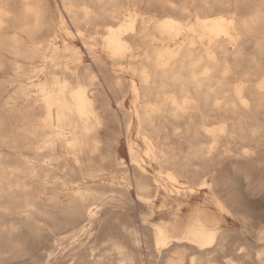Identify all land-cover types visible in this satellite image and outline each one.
<instances>
[{
	"label": "bare ground",
	"instance_id": "1",
	"mask_svg": "<svg viewBox=\"0 0 264 264\" xmlns=\"http://www.w3.org/2000/svg\"><path fill=\"white\" fill-rule=\"evenodd\" d=\"M263 112L264 0H0V263L24 253L20 238L50 249L114 207L147 221L175 202L150 222L153 248L165 264L187 249L189 264H212L219 217H237L216 165L264 145ZM198 188L217 213L196 209L179 226Z\"/></svg>",
	"mask_w": 264,
	"mask_h": 264
},
{
	"label": "rangeland",
	"instance_id": "2",
	"mask_svg": "<svg viewBox=\"0 0 264 264\" xmlns=\"http://www.w3.org/2000/svg\"><path fill=\"white\" fill-rule=\"evenodd\" d=\"M213 10L215 12H218L222 9L218 7H214ZM237 11L239 14H242V15L245 13V10L242 7L237 8ZM257 119H258V125L261 127H264V114L262 113L257 114ZM262 140L264 141V137ZM246 146L248 147V149L250 148L252 149V150L250 149L251 152L248 155H244V156L241 155L242 156L241 157L240 155L235 154L231 157L229 156L224 157L216 165V169L214 171L216 179L218 180L220 187H221V191H222L221 193H222L223 199L226 201L229 209L237 213L236 214L237 217L236 216L232 217L228 215L224 217H219L220 214H218V217L220 219V224H221L220 230L223 231L227 242L226 241L224 242L222 251L216 252L211 256L210 261L212 264H214L213 262L218 263V264H236L235 262L237 263L242 262L241 264H264V262L261 259L257 261L258 258L256 256V252H258L256 250H261V249L264 250V232H263L264 230H262L264 229V225H263L264 224V145L255 147V143L251 142V143H248ZM180 147L184 149L185 144L181 143ZM122 149L124 151L125 162L126 164H128V159L126 158V149H125L124 143L122 144ZM257 149L258 151H256ZM253 150H255L256 152L252 153ZM254 153H256V155ZM229 162H230V165H232L231 167L228 164ZM191 168L190 169L193 170V167ZM148 170L151 171V169H148ZM197 173L198 175L202 174L201 171H198ZM227 180L229 181L227 182ZM238 189H240V191ZM130 192H131L132 197H134V192L132 189H130ZM244 198L247 201H245ZM186 202L187 204L184 206L181 212V219L178 220L179 226L186 224L187 216L196 209L203 208L209 214L217 213L214 205L209 200V193L206 188L196 189L191 195L188 196V200ZM173 206H175V202L174 203L169 202V204L163 209V211H161V213H156L153 216V218L151 217L152 219L150 218L147 221H145L139 215L137 209H133V208L131 209L128 205H126V207L122 206V208L114 207L112 208L113 210L111 209V212L101 215L100 219L97 220L92 225L89 233L80 235L78 239H75V240L74 239H64V240H61L55 243L53 242L54 240L50 238L48 240V242L50 243L49 248L51 247V245L53 246L50 248L51 251L50 249H46L43 246L44 245L43 243H37L35 241L29 240L28 238L22 236L24 238H20V242H22L23 244L25 254L23 253L21 254V256L17 258H6L4 260H1L0 264H11V263L12 264H18V263L19 264H32L33 261L36 262L34 264H41V263L42 264L43 263L44 264L45 263L46 264L47 263L48 264H51V263L52 264H76V260L72 259L73 258L72 255L79 252L83 247L85 248L89 246H92L93 250L91 252L93 253H91L90 251H87L86 253L87 263L85 264H109V263L110 264H120L118 262L119 256L117 255L116 252H114V250H111L112 249L111 243L114 240L122 244V246L124 247V250L132 255L133 262L131 264H165L166 255H164L163 253L158 254L153 248L152 231H151V226L149 225H150V222H156V221H159L160 219H168L169 214L171 212V207ZM243 217L245 218V221ZM235 218L237 219L235 220ZM128 219L131 221H128ZM100 224L101 226H99ZM146 224L148 226H146ZM260 226H262L261 230L263 234H261V236L258 237L257 233L259 232ZM136 227H137V230H136ZM134 236H136L137 238V244H135L133 241ZM183 245L188 246L187 244H183ZM28 248L30 249V251L28 250ZM53 248H55V250H53ZM107 250L110 252L109 254H106ZM47 252H51L49 259L47 258L45 254ZM35 253L38 258L35 257ZM186 253L187 254L185 255L184 259L181 261L180 264H189L188 258L190 257V255H192L195 252L187 249ZM32 254H34V256H32ZM39 254L41 258L39 257ZM105 254L106 256H104ZM141 255L144 257H142ZM101 256L103 257L101 258ZM248 256H251V259ZM262 256H264V254H262ZM103 258H104V261H103ZM10 260H11V263H10ZM101 260L103 261V263Z\"/></svg>",
	"mask_w": 264,
	"mask_h": 264
}]
</instances>
